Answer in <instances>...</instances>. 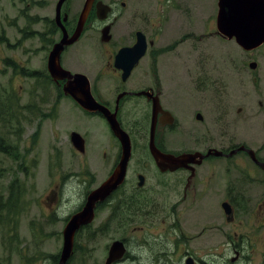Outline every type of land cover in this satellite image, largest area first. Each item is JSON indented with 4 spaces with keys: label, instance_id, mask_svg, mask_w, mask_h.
Instances as JSON below:
<instances>
[{
    "label": "flooded vegetation",
    "instance_id": "obj_1",
    "mask_svg": "<svg viewBox=\"0 0 264 264\" xmlns=\"http://www.w3.org/2000/svg\"><path fill=\"white\" fill-rule=\"evenodd\" d=\"M99 1L107 9L99 8ZM69 2L71 3L67 0L63 4L61 18L63 20L64 15L68 14L63 23L72 36L85 0L81 10L74 15L68 12L71 8ZM217 5L219 9V4ZM175 7L177 6L173 0H95L80 37L73 44L66 46L61 55L64 69L87 75L82 71L72 70L69 65L75 68L77 46H81L79 42L86 37L88 29H94L96 36L91 45H96V48L90 60L94 64L98 63V75L95 79L99 81L109 74V79H113L114 84L119 80L113 93H109L104 88V77L96 84L95 80L87 75L94 97L109 109L110 113H116L117 120L131 140V156L125 179L105 201L98 203L96 210L102 207L112 213L115 206L118 210H126L128 204L133 203V211H129L125 216L131 215L137 222L134 231L141 233L136 240L138 245L148 248L143 253L145 262L140 260L138 264H237L239 259H245V264H264V139L253 134L257 132V128L252 121L251 77L245 76L241 68L238 69L236 58L224 54V59L218 61L217 59L222 57L214 54L211 49L214 45H204V36H217L223 46H226L224 41L233 40L218 31L217 16L214 22L207 24H189L182 21L174 23L173 26V19L177 20V16L183 14L181 7ZM23 18L25 19L24 16ZM12 19L7 22L10 26H16ZM0 20V32L4 31L8 40L5 41L3 35L0 45L12 46L7 31L2 26L1 17ZM53 21L56 26H52V29L51 26H45L43 31H54L52 39L55 37L56 40L53 41L51 49L63 37L62 27L58 25L56 16ZM23 26H26V22ZM188 26L193 27V32H190ZM170 35H179L180 38L169 40ZM142 37L146 41V53L124 78L125 69L116 65L117 54L123 48L138 45ZM172 50L175 52L167 56L181 59L178 77L182 80L181 86L174 84L177 61L170 62L165 57L159 58ZM147 54L149 73L148 64L145 63L147 61H144ZM252 61L255 60L250 62ZM80 62L85 64L82 59ZM257 68L258 62L255 69ZM47 72L52 84L57 88L59 100L61 96L73 99L75 106L87 116L99 115L106 126L108 125L107 128L109 127V145L113 148V157L108 158L107 153H104L101 159L97 156L94 159L105 160L111 167L100 184L95 185V181L81 182L84 190H88L84 193L85 203L89 193L108 179L118 166L123 155V145L104 112L83 108L70 94L64 92L68 78L53 77L49 69ZM255 84L257 85L258 81ZM259 104L263 105V102L260 100ZM61 117L57 110L52 118L59 120ZM73 118L75 117L71 115V119ZM187 119L196 124H207L211 121L215 126L233 129L219 133L213 140L193 139L192 132L185 129ZM240 121L246 127L239 130L238 135L237 123ZM153 126L156 146L162 152L174 154L176 157L188 155L189 158L181 165H173L170 162V166L164 169L159 167L150 150ZM256 126L263 129L264 122ZM114 148L117 151H114ZM138 148L145 149L141 151L142 167L131 172L130 164ZM75 149L82 154L86 153V145L84 151ZM211 149L220 152L207 155ZM194 152L197 155L201 153L204 157L197 156L198 158L192 160V155L196 154ZM66 177L67 174L61 183ZM175 196L179 198H174ZM160 199H164L171 207V213L165 217H174L172 224L164 231L171 237L162 242L161 236L158 239L152 238L157 233H151L144 226L145 223L148 227L152 226L149 224L151 220L155 216L159 218L156 212L160 208ZM109 217L111 218L112 214ZM92 222L87 224V229L92 232L91 237L98 231L102 232L108 224L104 221L100 226L102 229L97 230L92 227ZM122 223H125V218ZM161 233L163 234L160 230L159 234ZM217 235L223 237L228 245L227 248H221V252L220 244L216 251L194 246L203 237L213 239ZM123 241L127 250L123 248L121 257L111 264H132L130 261L136 259V255L129 252V240ZM222 253L225 255L221 259ZM232 253L234 255L228 259ZM216 255L218 257H215Z\"/></svg>",
    "mask_w": 264,
    "mask_h": 264
},
{
    "label": "rangeland",
    "instance_id": "obj_2",
    "mask_svg": "<svg viewBox=\"0 0 264 264\" xmlns=\"http://www.w3.org/2000/svg\"><path fill=\"white\" fill-rule=\"evenodd\" d=\"M58 1L2 0L1 4L0 17L2 19V26L5 27L12 46L0 45V89L12 88L9 94L12 95V92L15 91L22 104H26L34 99L38 101L45 100L44 108L47 109L50 117L57 110L62 117L59 120H56V118L44 119L41 126V134L35 146H31L32 138L30 137L36 129L35 126L27 128L24 140H22L21 144H18L20 152H26L24 154H27L26 165L29 166V173H33L31 176L20 173L17 163L12 159H2L0 157V170H3L1 177L5 186L3 187L5 193L8 194V186L14 175L19 174L25 182V195L28 201L31 202L29 212L27 211L22 214L20 219L18 236L11 241L5 240L0 242V264H53L52 258L48 257L49 254H59V261L64 243L63 229L69 220L66 218L81 211L85 205L83 198L84 193H87L88 190H84L81 182L88 181V183H92L95 181V185H98L105 178L108 169L111 167V164L107 163V161L105 162V160L98 161L94 159L96 156L98 159H101L104 153H107L108 158L113 157V148L109 145L111 139L108 131L109 127L107 128L108 125L106 126L104 120L99 115L87 116L80 108L75 106L73 99L61 96V100H59L57 98V88L52 84L51 78L44 79L41 77L40 81H36V83H40L35 84L34 77L13 75L12 67H4L3 58L12 56L28 70H40L47 73L48 53L51 50L53 41L55 42L56 39L54 37L48 42L42 41L40 36L36 35V31L43 32L45 26H47L46 21L55 18ZM70 1L69 5H71V8H69L68 12L70 15H74L81 10L84 0ZM181 1L173 0L177 6L175 8L181 7V12H183V14L177 16V20L173 19V26L174 23L182 21L189 24L195 22L207 24L216 20L218 0ZM22 10L27 11L29 14V33L20 32L17 26H10L7 22L9 19L17 17V24L20 28H24L25 26L23 25L25 22L27 25V21L20 15ZM35 16L36 18H33ZM6 17L8 19H5ZM188 27L190 32H193V27ZM202 27L206 28V26ZM200 33H207V31H200ZM94 36H96L95 30L89 28L86 37L79 42L81 46H77V56L74 57L75 68L72 65L69 66L74 71L86 73L92 80H95L96 84L104 77L105 91L113 93L114 86H117L119 80H116L114 84V80L109 79L111 76L109 74L104 75L99 81L95 79L98 75V63L94 64L90 60V56L94 55L93 50L96 48V45H91V42L95 40ZM178 38H180L179 35L173 37L170 35L168 37L169 40ZM204 41V45H214L211 46V49L216 56L222 57L224 54H229L233 59L236 58L238 69L241 68L245 76L251 77L252 121L254 127L257 128V132L253 134L264 139V128L261 129L256 126L264 122V45L254 50L246 51L235 39L224 41L223 43L226 46H223L222 41L217 36L211 38L204 36ZM171 52L175 51H167L165 56H160L159 58L165 57L170 62L177 61L174 84L181 86L182 80L178 78L181 71V59L175 56H167ZM81 59L84 60L85 64H81ZM148 59L149 56L147 54L144 61H147L145 63L148 64L147 72L149 73ZM223 59L222 57L217 60L222 61ZM246 60L247 63L245 64ZM251 60L258 62L257 69L252 70L250 68L249 62ZM142 70L143 67L141 68ZM256 81H258L257 85L255 84ZM260 100L263 102V105L259 104ZM71 115L75 118L71 119ZM245 127L243 122H238L236 133L239 135V130ZM185 129L192 132L193 139L213 140L219 133L229 132L233 128L215 126L211 121L207 124H196L187 119ZM74 131L80 133L86 139L85 154L78 152L72 144L70 135ZM144 150V148L137 149V153L130 164L131 172L142 167L143 159L141 157L143 154L141 151ZM114 151H117V149L114 148ZM196 158L198 157H193L192 160ZM32 159L37 160L36 164L31 162ZM199 160L201 159L199 158ZM148 167L150 168L151 166L148 165ZM65 174H67V177L61 183ZM59 179H61L60 182ZM174 198L179 197L175 196ZM158 202L160 203V208H158L156 215H159V218L155 216L151 220L149 224L152 226L148 227L146 223L144 226L151 233H157L152 238L158 239L161 236L162 239L160 241L162 242L166 238L171 237L164 231L172 224L174 217H165L166 214L171 213V207L168 202L164 199H160ZM133 208V203H129L126 210H118L117 206L113 207L112 213L111 210L107 208L103 209L102 207L96 210V218L91 224L92 227L101 230L100 226L104 221L108 224L105 226V229H102V232L100 231L99 233L98 231L93 237H91L92 232L89 229H83L79 237L83 248L80 252L72 255L68 264H105L113 245L118 243L120 245L118 246L119 249H126L123 239L129 240V252L136 255V259L130 262L132 264H138L140 260L145 262V255L143 253L148 248H142L136 241L141 234L134 231L137 222L132 219L130 214V216H125L129 211L132 212ZM111 214L112 217L110 218ZM124 218L125 223H122ZM160 230L164 235L162 233L159 234ZM219 244L220 252L222 251L221 248H227L228 246L220 235H217L213 239L203 237L194 246H203L205 250L216 251ZM224 255L225 253L220 254V258L222 259ZM233 255V253L229 254L228 259ZM8 256H11V260L3 261ZM215 257H218V255ZM245 262V259H239L237 264H245ZM114 264H118V262Z\"/></svg>",
    "mask_w": 264,
    "mask_h": 264
},
{
    "label": "water",
    "instance_id": "obj_3",
    "mask_svg": "<svg viewBox=\"0 0 264 264\" xmlns=\"http://www.w3.org/2000/svg\"><path fill=\"white\" fill-rule=\"evenodd\" d=\"M66 1L67 0H59L57 2L56 21L58 25L62 27L63 37L53 45L49 52L48 69L51 71L53 77L68 78V82L64 87V92L70 94L83 108L88 111H102L105 113L111 123L114 133L122 142L123 155L110 177L89 193L83 209L71 215L65 224L63 229L64 243L57 264H68L74 253L77 231L82 226L94 220L98 203L105 201L106 198L122 184L126 176L128 161L131 156V140L129 134L121 127L116 118V113H110L109 109L94 97L87 75L83 73H72L62 66L61 55L66 46L73 44L80 37L91 6L95 0H85L79 16L77 28L72 36L63 23V20H67L68 14L64 15L63 20L61 18L62 6ZM218 4L217 22L219 24L218 31L220 33L227 36L229 39H235L245 50H254L264 45V0H219ZM98 7L106 8L101 1L98 2ZM145 53L146 41L144 37H142L138 45H135L133 48H123L118 52L116 65L125 69L124 78L127 77L131 68ZM250 66L255 69L257 67V62H250ZM154 136L155 128L153 126L150 137V150L159 167L164 169L170 166V162H172L173 165H181L184 160L189 158L188 155L176 157L174 154L162 152L156 146ZM71 141L75 148L80 151L85 150V139L80 133L76 131L72 132ZM249 151L253 150L249 149ZM212 152L217 154L220 151L211 149L207 155ZM198 154L199 155L196 153L195 155L200 158L204 157L201 153ZM195 155H192V157ZM118 246L120 245L116 243L111 248L107 258V264H111L121 257L123 250L119 249Z\"/></svg>",
    "mask_w": 264,
    "mask_h": 264
},
{
    "label": "trees",
    "instance_id": "obj_4",
    "mask_svg": "<svg viewBox=\"0 0 264 264\" xmlns=\"http://www.w3.org/2000/svg\"><path fill=\"white\" fill-rule=\"evenodd\" d=\"M0 10H1V0H0ZM20 15L24 16L27 20V27L20 28L17 24V18L12 19L13 23L17 28L23 33H29L28 27H30L29 14L27 11L22 10ZM33 18H36L33 17ZM47 26H56L55 22L52 20L46 21ZM1 26V20H0ZM51 29L41 32L36 31V35H39L42 41H50L53 37L54 31ZM50 31V32H49ZM52 33V34H51ZM5 35V32H0V41ZM5 41H8L5 35ZM12 45V44H10ZM4 67L11 68L13 70V75L20 76H31L36 81H40V78L50 79V76L47 73H44L40 70H28L20 64V62L12 56L5 57L3 59ZM44 73V74H43ZM44 88L43 86H41ZM12 88H3L0 89V157L2 159H12L17 163L18 170L20 173L31 176L33 173H29V166L26 165V152H20L18 144L24 140V135L29 126H35L36 129L30 137L32 138L31 146H35L38 142L41 134L42 122L46 118L50 117L47 109L44 108L45 100H31L26 104H22L20 98L16 95L15 91L12 92V95L9 94ZM13 91V90H12ZM14 94V95H13ZM1 162V160H0ZM32 163L36 164L37 160L32 159ZM4 165V164H1ZM3 170H0V242L11 241L18 236V227L22 214L29 212L31 207V202L28 201L25 195V182L21 179L19 174H15L12 178V181L9 183L8 194L5 193L3 187L1 175ZM7 175V174H6ZM5 176V175H4ZM68 216L66 219H69ZM88 225L83 226L76 236H75V247L74 253L80 252L83 248L82 243L79 241L81 236V231L87 229ZM95 234H93L94 236ZM92 236V237H93ZM82 238H84L82 236ZM5 243V242H4ZM48 257L51 259L53 264L58 263L59 254H49ZM11 260V256L5 257L3 261ZM71 260V259H70ZM69 260V262H70Z\"/></svg>",
    "mask_w": 264,
    "mask_h": 264
}]
</instances>
